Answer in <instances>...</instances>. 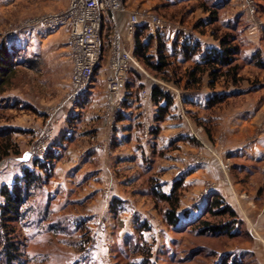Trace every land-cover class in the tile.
<instances>
[{
	"label": "rangeland",
	"instance_id": "1",
	"mask_svg": "<svg viewBox=\"0 0 264 264\" xmlns=\"http://www.w3.org/2000/svg\"><path fill=\"white\" fill-rule=\"evenodd\" d=\"M137 1L147 2V7L157 9V15L163 19L175 23L186 22L189 28L197 18V11L203 10L202 5L205 3L211 6V0ZM236 2L241 9L239 10L241 14L237 17L242 21L237 32V35H241L243 50L242 60L240 59L242 75L246 85L254 87V91L258 92L256 96H252L253 105L257 108L256 115L248 116L245 121L252 124L250 130L255 127L257 137L262 135L263 139L264 68L252 65L250 59L256 54V59L258 60L259 56L264 62V0H258L259 14L256 18L248 17L243 8L244 0H236ZM65 5L66 0H0V45L8 44L17 49L19 53L17 58L19 66L15 79L10 87L0 94V131H9L12 135L10 155L0 162V204L3 202L1 196L3 186L12 185L14 180L21 176L24 167L32 166L39 142L46 135L48 123L54 120L59 121L53 138L47 144V150L53 144L57 145L68 140L65 147L55 149L58 161L53 177L29 203L31 214L28 220L24 219L19 226L20 234L27 243L26 257L22 264H215L220 259L223 249L232 253L249 251L258 264H264L263 176L258 178L260 182L257 187L262 218L259 217V221H255L256 224L251 221L252 226L250 218H239L238 230L245 232L229 243L222 239L196 238L192 234L176 233L169 228L164 219L166 205L157 203L150 194L149 179L152 176L149 173L159 172L161 169L158 159L152 154L150 158L144 160V166L136 165L135 167L133 164L136 168V175L141 180L134 179L135 186L131 188L133 186L131 183L130 190L126 189L127 185H124L122 189L124 193L121 192L124 197L114 195L117 194L115 192L117 190H114L110 183L116 176L111 175L108 170H105L107 186L104 187L105 190L100 197H97L98 195L96 197H72L75 194L77 196L83 188L71 190L59 185V181L65 176L66 169L63 166L72 160L70 151L83 148L82 146L86 144L85 138H82L84 134H88L86 136L88 146L98 144L99 141L93 139L98 132L94 129L97 123H92L96 114L92 113V116L88 118V110L85 108L83 112H80L81 114L75 112L74 115L73 112L66 111L65 107L68 103L61 106L69 90L72 72L66 30L57 28L58 30L52 29L53 32H50L45 31L47 29H39L31 32L27 29L14 35H8V33L28 19L43 13L58 11ZM227 11L228 9L220 12L222 22L225 21L223 18L226 17ZM236 18L230 22H235ZM146 73L152 76L148 71ZM140 82H143L142 79L139 80V84ZM147 82L143 84L150 86ZM92 89L93 92L89 93L91 100H97L98 105L103 107L104 80L97 78ZM251 89L248 91H252ZM100 111L102 109L98 108L96 113ZM189 118L191 122L198 123V114L189 116ZM97 119L105 122L103 155L106 160L112 157L111 152L115 150V146L119 145L118 138L113 137L111 141L105 119L101 117ZM197 128L193 129L199 132V137L200 134L207 133L204 128L202 131ZM137 140L140 141L139 138H136V142ZM195 140L201 142V137L200 140ZM137 147L140 145L137 144ZM27 152L32 154V158L29 162H22L21 159ZM226 159L229 158L222 159L223 162ZM87 161L88 158L85 159V162ZM230 164L231 170L228 175L233 171L231 160ZM57 168L59 175L56 172ZM125 177L128 178L127 175ZM133 189H135V196L139 193L140 196L146 197L149 193V200L137 202L133 197H128L133 194L131 192ZM187 189L188 187L184 184L183 194ZM70 191L73 192L68 197ZM112 194L116 198L106 200ZM114 202L119 205V218L111 211ZM189 202L190 197L187 200V203ZM194 205L196 203L191 204V206ZM181 212L180 209L179 213ZM131 222L135 225L136 222L147 223L149 229L143 234L137 233L136 228L134 233H123L124 227L131 226ZM58 223L66 225L67 230L64 228L55 230L50 226ZM78 225H83V227L76 230ZM131 235H134L133 241L126 242V238ZM140 241L144 243L139 244ZM140 245H143V250L149 253L146 254L142 248L140 249ZM200 245L211 246L210 249L215 248L220 253L209 257L207 250L201 247L200 251L193 255L194 249Z\"/></svg>",
	"mask_w": 264,
	"mask_h": 264
},
{
	"label": "crops",
	"instance_id": "2",
	"mask_svg": "<svg viewBox=\"0 0 264 264\" xmlns=\"http://www.w3.org/2000/svg\"><path fill=\"white\" fill-rule=\"evenodd\" d=\"M68 4L69 0H66V5L60 10L65 9ZM211 4L222 7L221 11L228 9L226 17L223 18L225 21H230L241 14V11H239L241 9L238 7L236 0H211ZM147 6V2L142 3L137 0H126L127 11L119 13L116 22H106L104 35H109L110 38L113 35L114 29L117 28L123 37V45L127 47L126 35L129 13L135 8L142 7L158 14L157 9L154 10ZM196 14L197 18L190 28L186 22L179 21L175 23L167 19H164L165 24L163 26L156 29H153L149 25L141 26L148 28L147 34L153 35V30H156L157 34L163 36L168 47V53L171 54L172 61L182 66L184 70L188 69L194 62L185 61L182 53H179L177 56H174V53L186 40L187 42H199L200 44L201 51L194 58L196 62L200 61L210 49L218 46V41L214 39L210 32L203 34L196 27L198 23L208 20L209 13L204 9H199ZM247 15L248 17H252L249 13ZM39 29L44 28H29L31 32ZM58 29L67 31L69 41V29L67 27H60ZM58 29L56 28V30ZM45 31L53 32L52 30ZM175 43H177V47H175ZM68 47L70 55V43ZM156 51L157 45L155 44L153 52L155 53ZM108 55L103 60L102 66L96 76V79H103L105 83L107 77L110 75ZM70 60L72 64L71 56ZM143 75L144 78H142L143 82L141 83L151 80L157 83L159 87L171 93L174 98V105L170 110L167 120L161 124V130L158 136L152 134L148 138L142 137L139 104L137 96L134 95L131 98L130 107L123 109V117L118 121L117 130H115V137L118 138L119 145L115 146V150L111 152L112 157L105 160L103 155L105 122L97 119V117L104 118L106 105L105 89V94L102 99L103 107L98 105L97 100H90V103L86 107L88 110V118L92 116V113L96 114L92 123H97L94 129H97L98 132L96 136H93V139L99 142L91 147L88 146L86 140L88 134H84L82 138H85L84 141H86V144L82 146L83 148L70 151L72 152V160L68 161L66 166H63L66 169L65 176L59 181V185L71 190L74 188H83L77 196L75 194L72 197H96L97 195V197H100V194L105 190L104 187L107 186L105 170H108L111 175L116 176V178L112 179L111 185L109 184L114 190H117L115 191L117 194L114 195L116 197H122L121 192L125 187L124 185H127L126 189L130 190L134 188L135 180L139 179L136 175V165L138 167L144 166V160L150 158L152 154L153 157L158 159L161 169L159 172H150L149 174L159 180L165 193L169 194L171 192L173 183L177 179L185 178L184 184L188 189L182 195L183 198L181 199L180 206L182 212L179 213L180 218L185 216L186 211H188V217H193L204 207L208 197L217 194L223 197L237 212L239 218H250V225L252 224L251 221L253 223L259 221V217L262 218L261 216L263 214H260L257 187L260 182L258 178L263 176L264 181V138L262 139V135L257 137L258 133L255 131L257 129L254 127L253 130H250L252 124L245 121L248 116L254 117L256 115L257 108L253 105L254 98L252 96H256L258 92L254 91V87L246 85L247 83L244 81L239 87L229 86V88H226L223 82H221L213 90L209 87L208 78L205 77L200 88L188 90L185 88L186 82H183L179 88L173 84L158 81L146 74ZM250 89L252 91L249 92L248 90ZM90 92H93V89ZM224 92L232 93V96L222 106L208 110L206 107L208 98L214 94ZM246 98L249 99L247 100ZM146 106L148 108L147 119L153 125H156L154 119L158 111V106L150 101ZM65 108L67 112H78L70 104ZM98 108L102 109V111L96 113L98 112ZM196 114H198V123L203 122L213 127L211 138L208 133L200 134L201 142L196 141L190 136L186 139L181 138L182 135H186L185 132L188 129L198 127L202 131L203 127L198 123L191 122L189 118V116L192 117V115L194 116ZM89 130L91 129L89 128ZM136 138H139L140 141L138 142L137 140L136 142ZM67 142L68 140L61 143L63 147ZM137 144L140 147H137ZM199 153L204 154L207 160L204 163L195 164L193 158ZM87 158L88 161L85 162ZM225 158H229L233 164L232 174L228 176L223 174L221 169V162ZM133 164H135V167ZM58 168L56 172L59 175ZM131 183L133 185H131L132 187L130 186ZM134 191L135 189L131 191L133 194H130L131 196L128 197H133L137 202L140 200H149V193L146 197H142L139 193L135 196L136 193ZM72 192L70 191L68 197L72 195ZM114 195L112 194L111 197H107L106 200L109 201V199L116 198ZM189 197L190 202L187 203ZM194 203L196 205L191 206ZM136 227L131 222V226L124 227L125 231L123 233H134Z\"/></svg>",
	"mask_w": 264,
	"mask_h": 264
},
{
	"label": "trees",
	"instance_id": "3",
	"mask_svg": "<svg viewBox=\"0 0 264 264\" xmlns=\"http://www.w3.org/2000/svg\"><path fill=\"white\" fill-rule=\"evenodd\" d=\"M202 8L209 13L206 22H200L196 25L203 34L210 32L218 46L210 49L200 61L194 58L200 53L201 47L199 42H184L179 49L175 50L174 56L182 53L185 61L194 62L188 69L184 70L172 61L171 54L168 53V47L161 34H158L157 40L153 35L147 34L148 28L143 26L137 32V50L136 56L140 65L145 71H148L151 77L166 84H173L181 87L183 82L185 88L194 90L200 88L205 77L208 78L209 87L216 89L217 85L223 82L226 88L229 86L239 87L243 83L242 65L240 59L243 54L241 46V35H237L241 20L238 17L236 21H221L220 12L222 7L218 5H202ZM237 22V23H236ZM240 24V25H239ZM208 30V31H207ZM157 45V51L153 52V47ZM177 47V43H175ZM110 48L109 35H106L103 44V60L107 57ZM17 49L8 44L0 45V94L5 91L15 79L18 72ZM253 55L250 59L252 65L258 68H264V62L261 57ZM242 60V59H241ZM33 67V65H32ZM144 78L141 71L132 68L129 74V82L125 89L123 109L130 107L131 98L137 96L138 104L140 94L143 90L150 92V102L158 106L155 116V124L151 128L150 134L158 136L161 130V124L164 123L170 110L174 105V98L168 91L159 87L157 83L149 80V85L143 84L139 80ZM90 93V92H89ZM89 93L74 109L78 113L83 112L90 103ZM232 93H217L208 98L206 107L208 110L222 106ZM74 114V113H73ZM75 115V114H74ZM123 117V111L118 117V121ZM73 120H71L72 122ZM206 130L209 137H212L213 127L210 124L198 123ZM181 138H188L182 135ZM12 146V135L9 131H0V162L10 155ZM65 147V146H64ZM63 148L61 143L53 144L47 151L44 159L35 158L32 166H26L22 170L21 176L17 177L12 185H4L1 189L3 202L0 204V264H22L26 257L25 239L20 234V224L24 219L28 220L31 214L29 203L36 198L37 194L48 185L53 177L55 165L58 156L55 149ZM150 194L157 203L166 205L164 219L176 233L192 234L201 239H222L224 242L239 238L245 231L238 230L240 220L237 212L221 197L213 195L207 200L204 207L197 213V216L188 217V211L185 212V218L179 217L181 199L183 195L185 178H179L173 183L171 192L165 193L162 185L156 177L149 179ZM119 205L114 202L111 211L119 218ZM47 219V217H45ZM53 229L66 228L62 223L50 225ZM136 232L143 234L149 229L147 223L136 222ZM83 225H78L76 230H80ZM67 230V229H65ZM134 235L128 236L126 242H132ZM140 241L139 244H143ZM140 249L143 245L139 246ZM207 250L209 257H214L220 252L215 248L200 245L193 251L198 253L200 248ZM146 254L147 250H143ZM215 264H258L253 254L249 251L232 253L223 249L220 259Z\"/></svg>",
	"mask_w": 264,
	"mask_h": 264
},
{
	"label": "built area",
	"instance_id": "4",
	"mask_svg": "<svg viewBox=\"0 0 264 264\" xmlns=\"http://www.w3.org/2000/svg\"><path fill=\"white\" fill-rule=\"evenodd\" d=\"M243 8L252 17L256 18L259 14L258 0H244ZM126 11V0H69V4L65 9L53 13H44L28 19L21 26L11 29L8 35H14L19 31H25L32 27H42L47 30L60 27L69 29L72 72L70 87L61 106L64 103L77 106L91 91L97 73L102 66L106 22H116L118 14ZM164 24L165 20L150 9L138 7L129 13L126 35L128 46L123 45V37L117 28L114 29L113 35L109 38L108 67L110 75L105 83L104 119L107 123L111 141L115 137L118 117L123 111L125 89L129 82L131 69L136 68L143 74H147L135 54L138 45V29L142 25H149L156 29ZM152 34L154 39L157 40L156 30H153ZM149 101L150 92L145 89L140 94L139 102L143 138H148L151 135L150 131L154 126L147 119L148 108L146 104ZM58 122L54 120L47 124L46 135L39 142L38 150L34 155L35 158L44 159L47 155V144L53 138ZM185 134L200 140L199 132L194 129H190ZM206 160L207 157L199 153L194 157L193 162L201 164ZM221 169L228 176V172L231 170L230 159L221 162Z\"/></svg>",
	"mask_w": 264,
	"mask_h": 264
},
{
	"label": "water",
	"instance_id": "5",
	"mask_svg": "<svg viewBox=\"0 0 264 264\" xmlns=\"http://www.w3.org/2000/svg\"><path fill=\"white\" fill-rule=\"evenodd\" d=\"M32 158V154L30 152H27L23 158L21 159L22 162H29Z\"/></svg>",
	"mask_w": 264,
	"mask_h": 264
}]
</instances>
